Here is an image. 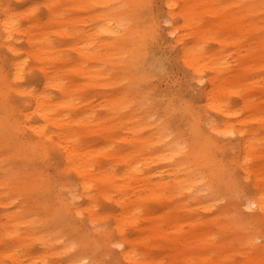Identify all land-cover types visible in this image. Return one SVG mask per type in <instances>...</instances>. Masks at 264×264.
<instances>
[{
	"label": "bare ground",
	"instance_id": "6f19581e",
	"mask_svg": "<svg viewBox=\"0 0 264 264\" xmlns=\"http://www.w3.org/2000/svg\"><path fill=\"white\" fill-rule=\"evenodd\" d=\"M64 1L67 3L64 4ZM143 1L145 0H45L48 12L44 24L37 22L31 12L21 13L9 3L0 4V46L10 52V57H6L11 61L7 66L8 72L0 70V108L6 104L5 111L0 113V184L9 186L0 198L4 197L12 202V195L19 193L27 202L30 198L39 202L37 194L51 186L49 176L39 169L34 172L31 166L26 167L28 171L24 172L25 178L19 180L14 175L20 171L19 166H35L41 165L40 162L50 161L52 151H56L62 161V176L58 183L68 194L67 198L55 196L54 207L44 204L43 212L31 210L27 206L29 211L25 217L20 213L23 209L19 205L14 209L19 213H6L5 220L0 219V245L6 246L11 242L9 249L0 248V264L7 258L10 264H37L38 258L44 259L49 254L59 256L60 250L67 253L66 264H97L98 257H92L86 250L93 243L106 247V237L95 242L89 236L76 234L73 232L76 225L72 220L74 214H80V206L76 205L80 195L95 202L96 192L106 195L107 200L115 201L120 208L115 219V229L120 236V241L116 243L118 247L127 238L122 237L126 235L124 226L137 228L142 209L151 201H159L164 211L194 212L198 215L193 218L195 226L202 222L199 223V216H204L217 220L219 226L222 223L225 229L231 226L239 229L228 241H223L220 246L224 249L223 252L227 253L230 250L229 244L234 243L235 249L240 250L252 263L264 264V184L257 181L263 177L259 168L256 169L261 162L259 156L261 158L262 153L261 148L254 144L258 135L252 132L247 137L239 129L241 137L233 141L223 140V143L212 138L209 132L220 134L227 131L229 120L225 122L226 128L214 121H207L208 131L198 133L195 128L200 119L193 117L190 125L196 135L188 140L180 133H172L164 119L150 118L154 110L147 102V95L130 82L139 75L132 63L139 61V53L143 48L142 38L145 32L140 31L135 23L138 6ZM162 1L165 11L172 19L178 14L184 16L183 26L189 30L177 33L179 28L174 26L170 31L180 45L181 61L191 66L192 74L199 83L206 68L212 73L208 77L211 86L203 91L205 104L217 113L230 115L233 110L229 107L226 88L233 89L231 79L234 80L239 73L238 70H233V62L237 59L232 54L206 53L201 50L200 42L211 33L208 26L199 25L198 19H202V13L207 10L216 15L215 26L224 25L222 19L226 18L233 27H237L241 18L245 19L248 13L251 16L261 13L260 7L264 5V0H245L247 9H241L242 13L231 11L230 15L224 16L217 14L218 6L207 1L201 4L195 0ZM65 8L74 13L69 25L81 17L76 16L78 12L92 9H95L99 22L96 27L92 26L84 32L82 44L73 42L72 49L78 53V60L64 67L62 55L49 35L52 31L65 36L66 20L61 16ZM251 23L253 26L258 25L255 20ZM157 24L158 17H155L149 28L154 33L158 31ZM80 33V30L75 33L77 39ZM187 34L193 35L194 44H187ZM207 38L212 37L210 35ZM21 39L27 44V54L33 57L35 63L27 64V55L21 57L18 47ZM221 40H225L224 36H221ZM230 43H235V40L232 39ZM246 50L251 55H261L252 53L249 47ZM7 59L4 57L3 60ZM104 64L105 68L100 66ZM72 73L80 76L84 82H72ZM11 74L12 80L8 78ZM25 76L29 77V81L23 83L27 85H22L19 81ZM115 79H119L122 90L113 93L104 102V106L109 105L108 109L111 108L112 111L107 116L92 114L91 108L81 111L74 102L85 85L91 82H95L97 87L109 85ZM10 89L18 94L20 101L26 97L29 99H25V104L19 102L9 105V100L6 99ZM52 92H56L57 96ZM256 112L262 120L264 114L258 113V110ZM33 115H37L38 120H34ZM113 126L128 128L132 135L118 138L119 134ZM91 128L93 131L104 130L108 134L105 144L95 145L84 139ZM114 138H118L119 143H126L123 145L128 147L121 144L117 149L111 144ZM226 143L233 144L232 148L238 147L240 151L238 159L234 161L236 168L242 169L247 174V179L251 174L255 177L250 183L253 191H248L245 185H241L242 176L235 174L221 160H214L215 150L225 149ZM154 149L158 150L152 152ZM101 156L109 157L110 165H119V169L109 170L102 166ZM154 161L167 162L168 166L148 171V164ZM38 168L41 169V166ZM70 171L75 174L72 181L67 179ZM17 197L20 199L19 195ZM14 199L17 200L16 196ZM221 201L220 207L210 217L199 210L211 211L215 206L214 202ZM30 204L38 205L34 202ZM91 205L87 204V208ZM90 216V223L96 224L94 212H90ZM148 216L149 229H158L160 221L153 218L152 213ZM167 218L172 219V216ZM174 218L180 222L184 219H178V216ZM190 221L192 223L191 219ZM64 225L69 231L61 233L66 235L70 232L72 236L74 234V238L67 237L66 240L59 233ZM150 240V235L144 239L136 235L127 239L129 247L120 250L121 258L126 264H146L144 250L149 249ZM194 241L217 249V238L212 237V231H197ZM138 243L146 245V249L137 252ZM36 244L41 251L32 254L30 249ZM108 244L111 246L110 242ZM226 253L225 256L216 258L204 254L202 259L210 262L209 264H222L228 258ZM176 258L174 252L170 261L165 264H179ZM152 264L163 262L155 261Z\"/></svg>",
	"mask_w": 264,
	"mask_h": 264
},
{
	"label": "rangeland",
	"instance_id": "374dc122",
	"mask_svg": "<svg viewBox=\"0 0 264 264\" xmlns=\"http://www.w3.org/2000/svg\"><path fill=\"white\" fill-rule=\"evenodd\" d=\"M45 0H0V4L9 3L11 7L16 8L21 13L24 11L31 12L33 17L37 22L42 24L45 23L47 18V8L44 3ZM193 1V0H192ZM197 3L210 2L212 5L218 6L219 15H230V12H237L241 9H247L245 6V0H195ZM64 4L67 2H63ZM69 4V3H68ZM261 10L257 16H251L248 13L246 18H241L240 25L233 27L232 23L225 19H222L224 25L215 26L216 15L210 11H204L202 13V19L199 20L200 26H208L210 33L208 36L204 37L201 43V50L206 53L214 52L216 54L225 53L232 54L237 61L233 62V70H238L239 73L236 74V78L231 79L233 84V89L226 88V97L229 102V107L233 112L226 116L221 113H217L212 107L208 106L203 97L204 89L210 88V83L208 77L210 73L207 68L204 70L202 81L199 83L197 78L192 74L191 66L183 63L180 58V45L175 41V35L170 34L172 27L179 28L177 33L188 31L187 28H184L183 21L184 16L178 14L173 19L170 17L164 8V3L162 0H145L142 3L140 2L137 10V15L135 17V23L138 29L142 32H145L142 38L143 48L141 53H139V61L137 63H132L133 68L136 73L139 74L137 77L133 78L130 82L132 86H137L142 89L147 95V102L152 106L154 113L151 112V119H157L158 117L165 120L169 130L174 133H180L183 138L191 140L195 137L193 128L190 125V122L193 123V117L200 119V122L197 123L195 130L198 133H204L208 131L207 121H214L216 124L220 125L222 128H226L225 122L228 121L229 126L227 131H224L220 134L215 132H209L214 139L233 141L235 138H239V129L245 132L246 136L252 132L257 133V138L254 140V144L259 146L260 153H262L261 162L256 166V169L259 168L262 179L258 180L261 184H264V118L260 120L258 113L264 114V5H262ZM74 13L69 9L65 8L62 10L61 16L66 20L65 26V36L57 32H50V39L56 44V49L59 51V54L62 55V60L65 62L62 66H69L74 61L78 60V53L76 50L72 49L73 42L76 44H82L83 35L86 30L90 27L97 26L99 22L95 16V9L90 11H81L76 14V16L81 15L77 21H73L71 25L70 22L71 16ZM158 17V31L154 33L150 30L154 22V18ZM200 18V17H199ZM255 20L258 22L257 26L252 25V21ZM71 23V22H70ZM242 27L240 30L239 28ZM80 30L79 38L75 36V33ZM211 35L212 38H207ZM232 35L234 38H232ZM221 36H224L225 40H221ZM234 39L235 43H230ZM186 42L188 45L194 44L195 40L192 34L186 35ZM1 45V44H0ZM19 51L21 57H27V64H33L34 59L29 54H27L28 46L21 39L18 42ZM251 48L252 53H260L261 55L257 57L256 55H251L250 51L246 50ZM146 53V54H145ZM27 55V56H26ZM10 57V52L0 46V70L8 72V64L10 60L7 57ZM4 57L7 59L4 61ZM245 61H249L246 63ZM161 62V63H160ZM247 64V65H246ZM246 65V66H245ZM104 68L106 64L100 65ZM97 65V68H100ZM245 66V67H244ZM109 67V66H108ZM111 67V66H110ZM109 67V68H110ZM104 70V69H103ZM111 75V72H109ZM12 80V74L8 76ZM72 82L81 84L84 80L77 75L70 74ZM29 77L25 76L22 81H19L22 85L24 82H28ZM54 89H52L53 91ZM122 90L119 79L113 80L109 85H100L95 86V82H91L83 87V90L80 91V96H76L74 101L78 104V107L81 111L84 108H91L90 111L92 114H98L101 117H105L108 113L112 112L109 105L104 106V102L108 99L113 93H117ZM10 93L7 97L8 104L14 103V105L22 102L25 104L29 98H24L20 101L19 96L16 92L10 89ZM16 94H14V93ZM54 96H57L56 92H52ZM102 95H104L102 97ZM110 103V102H109ZM90 105V106H88ZM5 105L0 108V113L5 111ZM105 108V109H104ZM15 109V106H14ZM98 116V115H97ZM96 116V117H97ZM37 115H33L34 120L37 119ZM93 119V118H92ZM52 128V127H49ZM113 129L116 130L119 137H128L132 135V131L123 126H113ZM231 129V130H229ZM107 133L104 130L93 131L91 128L87 137L84 138L91 144H105L107 141ZM241 137V136H240ZM118 138H114L111 141L112 145H115L118 149V146L122 143L118 142ZM225 143V142H223ZM126 144V143H123ZM128 147V145H123ZM227 146L225 149L215 150L214 160H221L225 165H227L230 170H234L235 174L242 176L240 179L241 185H245L248 191H253V188L250 186V183L254 181L255 177L251 174L250 178L247 179L246 173L242 169L236 168L234 161L238 159L240 151L238 147L236 149L232 148L233 144L226 143ZM236 145V144H235ZM158 149H154L152 152ZM49 152V151H48ZM56 151H52V159L44 163L40 162L41 165H32L28 164L25 167H20L18 174L14 175L18 177L19 180L25 178L24 172L28 171L26 167L31 166L34 169H39L41 172L49 176V182L51 186L45 189L43 192L37 194L40 198L39 202L32 200L31 198L27 202L22 194L14 193L12 195L13 201L10 202L7 198H0V219L5 220L6 213L17 212L14 209L21 205L25 217H27L28 207L31 210H39L43 212L44 204L52 205L56 202L55 196H61L62 198H67V191L64 190L61 185L58 183L60 180L61 166L62 161H60L59 156L56 154ZM43 158V157H42ZM102 160V166L108 167L109 170H118L119 165H110V159L106 156L100 157ZM169 160V159H166ZM157 163V164H154ZM262 163V165H260ZM151 164V165H150ZM160 164V165H158ZM41 166V169L38 168ZM168 166L167 162L164 161H154L149 163L147 168L148 171H156L158 169L166 168ZM2 172L0 173V176ZM75 178L74 172L70 171L67 175V179L72 181ZM9 189V186H3L0 184V195ZM79 194V189H78ZM19 195L20 199H18ZM114 197L115 194L113 193ZM16 196L17 200L14 199ZM114 200V198H113ZM34 202L38 205L32 206L30 203ZM89 199H86L84 195H80L79 199L76 202V205L80 206L79 215L74 214L72 217L73 224L76 225L73 228V232L79 235L89 236L91 241H101L103 237L106 241V247H101L98 244L93 243L90 246L89 250H86L92 257L97 256V264H126V262L120 256V250L126 249L129 247L127 239H130L133 236H139L142 239L150 235L151 240L148 241L149 249H146L142 243H138L137 252H142L144 250V256L146 264H152L155 261L163 262V264L170 261L172 254L176 252V262L179 264H209L210 262H205L202 259L204 254H208L211 258L223 257L226 252H223L220 246L223 245V241H228L234 233L239 232V229H234L232 226L228 229H225L222 223L218 225V221L212 218H206L204 216H199L200 220L198 226L194 225L193 218L198 217L194 212L189 210H162L159 201H151L146 205L145 209H142L143 212L138 218V226L132 227L131 225H125L124 231L126 229V235L122 237H127L124 239L125 243H122L120 247L116 246V243L120 241V236L115 229L116 226V216L118 215L120 208L115 203V201H109L106 198V195L95 193V202ZM215 203L213 210L206 211L204 209H199L200 212L210 217L214 214L218 207L222 204ZM87 204H92L90 208H87ZM51 210L53 208L50 207ZM78 209V208H77ZM149 210V211H148ZM90 212H94L96 218V224L90 223ZM19 213V212H17ZM152 213L153 218H157L160 221V227L158 229L150 230L148 224L150 219L148 214ZM252 213V211H248ZM168 216H172V219H168ZM184 218L183 221H179L174 217ZM89 218V219H88ZM192 220V223L190 221ZM222 221V219H221ZM180 222V223H179ZM59 223V222H57ZM68 226V224L66 223ZM67 226H63L59 229V233L62 234L64 230L69 231ZM219 226V227H218ZM212 231V237L217 238V249L209 245H201L197 241H194V235L197 231ZM136 231V232H135ZM134 232V233H133ZM133 233V234H131ZM64 239L74 238V234L68 232V234H62ZM68 237V238H67ZM87 239V238H86ZM146 240V239H145ZM190 241V242H189ZM111 246H109V243ZM183 242V243H182ZM11 244L9 242L4 249H9L8 246ZM230 250L226 253L228 256L227 259L222 261V264H255L252 263L246 255L242 254L240 250L235 249L234 243L229 244ZM177 249V250H175ZM57 250H60L57 248ZM210 250H213L212 252ZM31 253H37L41 251L39 245H33L30 249ZM61 253L59 256L48 255L44 259H37V264H66L67 253L60 250ZM92 251L94 253L92 254ZM112 251V255H110ZM192 258V260H191ZM3 264H10V260L7 258L4 260Z\"/></svg>",
	"mask_w": 264,
	"mask_h": 264
}]
</instances>
